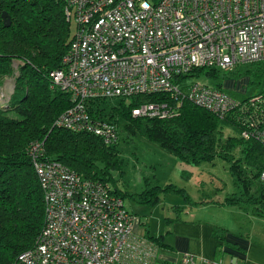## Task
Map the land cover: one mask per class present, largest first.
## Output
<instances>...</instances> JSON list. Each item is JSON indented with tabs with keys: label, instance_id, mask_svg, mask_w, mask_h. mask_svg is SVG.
I'll return each mask as SVG.
<instances>
[{
	"label": "built area",
	"instance_id": "1",
	"mask_svg": "<svg viewBox=\"0 0 264 264\" xmlns=\"http://www.w3.org/2000/svg\"><path fill=\"white\" fill-rule=\"evenodd\" d=\"M61 2L74 32L59 68L48 76L50 88L67 94L72 104L53 124L92 134L105 146L117 143L116 127L90 116L87 101L163 95L132 109L131 117L171 118L187 102L222 118L238 102L221 89L185 84L187 75L200 68L225 72L264 63V0ZM248 103L252 119L240 137L264 147V95ZM26 154L42 194L43 216L31 248L16 264H146L143 242L131 238L134 218L120 197L100 181L45 159L40 141L28 144ZM258 180L264 185V170ZM173 264H193V259L183 255ZM229 264L237 258L231 256Z\"/></svg>",
	"mask_w": 264,
	"mask_h": 264
},
{
	"label": "trees",
	"instance_id": "2",
	"mask_svg": "<svg viewBox=\"0 0 264 264\" xmlns=\"http://www.w3.org/2000/svg\"><path fill=\"white\" fill-rule=\"evenodd\" d=\"M2 12L9 18V26L4 28L0 18V81L10 77L13 87L4 105L0 106V264H16L17 257L31 248L42 226V194L26 154L31 140L42 142L45 159L63 164L82 178L100 181L110 194L121 199L133 196L108 187V183L114 185L112 171L122 175L118 142L105 146L92 134L69 132L53 124L72 104L67 94L50 88L48 76L50 71L59 68L70 40L61 0H0V14ZM251 66L255 75L264 74V63ZM239 72L234 67L223 73L234 76ZM201 73L211 77L215 70L207 72L200 68L190 72L187 78ZM214 87L220 89L219 84ZM262 95L264 90L253 97ZM164 98L163 95H137L115 98L114 105H111L114 99L89 100L86 105L87 109L96 110L102 119L105 114L101 106L108 108L105 120L114 123L118 140H127L134 135V130H143L147 141L156 143L186 164L210 163L216 158L226 161L239 196L226 197L225 202L237 206L259 203L262 208L255 210L263 213L264 185L259 182L258 175L264 170V147L252 138L240 137L242 130L249 129L248 121L252 119L250 97L222 118L187 102L182 103L179 113L171 118L131 117L132 109ZM114 117L123 119L122 125ZM220 120L237 130L241 144L237 157L231 154L237 142L229 136L224 139L220 136ZM251 170L253 175L248 178ZM251 178L257 180L253 192ZM144 186L135 196L140 204L153 206L160 201L159 194L166 192L186 198L182 189L171 184ZM147 239L160 247L157 245L158 240L161 243L159 236Z\"/></svg>",
	"mask_w": 264,
	"mask_h": 264
},
{
	"label": "rangeland",
	"instance_id": "3",
	"mask_svg": "<svg viewBox=\"0 0 264 264\" xmlns=\"http://www.w3.org/2000/svg\"><path fill=\"white\" fill-rule=\"evenodd\" d=\"M73 32L74 23L71 21L69 26L70 37ZM246 66L248 65L237 66L240 72L239 74L235 73L234 76L219 71H215V75L211 77L201 73L187 78L185 84L197 82L200 85L212 87L219 84L220 89L230 99L240 103L264 90V74L255 75L251 70L253 67L251 65ZM6 79H8V84L4 88H0V106L4 105L7 100V96L2 98L6 93L1 92V89L10 92L13 82L10 77ZM112 101L110 100V102ZM115 102L116 99L114 98L111 105H114ZM101 108H104V118L108 119L106 116L108 108L104 106ZM87 110L90 116L99 118L100 115L97 114L98 112L96 113V110ZM114 119L119 125L124 122L119 117H114ZM219 128L222 132L220 135L222 139L229 136L237 142L231 152L237 157L241 147L237 130L221 120L219 121ZM33 142L35 141L31 140L28 144ZM117 144L122 159V175L118 176V172L112 171L111 177L114 180V185L108 183V187L110 190L118 189L133 196H123V207L138 217L139 225L143 228L146 239L158 236L161 238V243L158 240L157 244L160 246L158 247L160 251L176 254L173 252L172 244L168 246L165 243L168 242V239L163 241L164 236L170 234V230L167 229L169 223L172 219L184 220L193 216L203 221L207 220L211 224L212 237L215 240V252L214 257L209 261L215 262L220 259L223 264H229L230 254L221 252L224 247H229L232 250H239L243 255L242 258H237V264H264V212L259 214L258 210H255V208H262L259 203L252 205L247 202V204L241 203L237 206L225 202L226 197L236 198L239 196L232 183L229 164L226 161L216 158L210 163L185 164L156 143L146 141L143 130H134V135L127 140L119 138ZM252 175L253 170H251V174H248V178ZM143 179H148L151 186L163 187L165 184H173L176 189L184 190L193 202H198L196 206L199 208L194 211V205L186 203L179 194L169 192L160 193V201L154 206L137 203L135 195L144 189ZM256 184L257 180L251 178L250 188L252 192ZM234 193L237 195L230 196ZM231 238L242 240L249 246L247 245L246 249H241ZM155 264H160V260Z\"/></svg>",
	"mask_w": 264,
	"mask_h": 264
},
{
	"label": "crops",
	"instance_id": "4",
	"mask_svg": "<svg viewBox=\"0 0 264 264\" xmlns=\"http://www.w3.org/2000/svg\"><path fill=\"white\" fill-rule=\"evenodd\" d=\"M68 25L70 26V23H68ZM7 81H8V79H6V78L2 79L0 81V88H2V87L4 88L5 85L8 84ZM12 87L13 86L11 85V91H12ZM2 91H4L6 93V94L3 93L4 97H2V98H5L7 96L6 99H8L11 91L6 92V89H4V90L1 89V92ZM225 124H227V123H225ZM145 184H147L148 186H151L148 179H143V186ZM165 185H167V184H165ZM171 185H173V184H171ZM154 186H156V185H154ZM177 189H180V188H177ZM183 192H184V190H183ZM139 193H137V194H139ZM184 194H185L186 198H184L181 195L180 196L186 201V203L194 205L193 210L197 211V209L199 208L198 206H196V205H198V202H193L192 199L185 192H184ZM141 205H145V204H141ZM129 214H132V213H129ZM131 216L135 217L134 214H132ZM139 221L140 220L138 219V217H135V221L132 223L133 228H132L131 238H132V240H134L138 243L143 242L144 246L141 247V254H142L143 260L146 261V264H155L159 260H160V264H168V263L173 264V263L179 261L181 259V256H183V255L191 256L193 259V264H197V262H198V264H205V262H212L209 260L212 259V257H214V252H215V249H214L215 242L214 241L215 240L212 237L211 224L207 220L203 221L200 218L193 217V216L189 219H184V220H180L178 218L172 219V221L169 223V227L167 228L170 230V234H172V235L170 237H169L170 234L167 236H164L163 241L167 238L168 242H165V241L164 242L168 246L170 244H172V246L174 248L173 252L176 254H172V253L169 254L167 251H166V253L164 251H160L159 250L160 248H158L155 244H153L151 241L146 239V237H144L143 228H141L139 225V223H140ZM231 240L235 244L239 245L241 249L247 248L248 244L245 243L244 241L237 240L236 238H231ZM166 248H168V247L166 246ZM221 252H223V253L227 252L228 254H230V256H235L236 258H239V257L242 258L243 257V255L239 252V250H237V251L232 250L229 247H224L221 250ZM144 253L147 256H145ZM218 261H220V259ZM215 262H217V261H215ZM221 264H223L222 261H221Z\"/></svg>",
	"mask_w": 264,
	"mask_h": 264
},
{
	"label": "water",
	"instance_id": "5",
	"mask_svg": "<svg viewBox=\"0 0 264 264\" xmlns=\"http://www.w3.org/2000/svg\"><path fill=\"white\" fill-rule=\"evenodd\" d=\"M0 18L2 20V24H3V27L4 28H7L9 26V18L8 16L6 15V13L2 12L0 14Z\"/></svg>",
	"mask_w": 264,
	"mask_h": 264
}]
</instances>
